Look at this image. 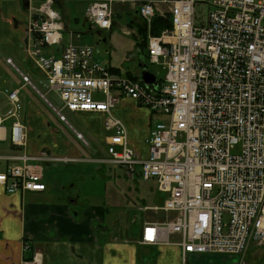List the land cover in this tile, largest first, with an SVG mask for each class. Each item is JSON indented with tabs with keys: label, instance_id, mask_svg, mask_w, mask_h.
<instances>
[{
	"label": "built area",
	"instance_id": "obj_1",
	"mask_svg": "<svg viewBox=\"0 0 264 264\" xmlns=\"http://www.w3.org/2000/svg\"><path fill=\"white\" fill-rule=\"evenodd\" d=\"M71 1L85 4L96 30L112 29L114 0ZM129 2L146 25L150 64L165 72L157 86L113 74L91 45L65 46L56 0H30L32 55L63 104L58 117L66 122L64 111L105 114L107 156L99 163L154 181L164 194L161 204L142 207L167 218L142 224L141 246H177L183 261L191 254L243 257L253 245H264V0ZM155 18L170 19L171 28L152 35ZM122 98L160 118L150 128L146 158L113 115ZM9 104L7 117H18V91L9 94ZM2 122L0 117V128ZM24 140V128L15 122L11 141L23 146ZM50 159L0 157L20 161L0 171V186L8 194L44 191L41 162ZM23 243L33 251L30 241ZM26 264L43 259L35 253Z\"/></svg>",
	"mask_w": 264,
	"mask_h": 264
},
{
	"label": "crops",
	"instance_id": "obj_2",
	"mask_svg": "<svg viewBox=\"0 0 264 264\" xmlns=\"http://www.w3.org/2000/svg\"><path fill=\"white\" fill-rule=\"evenodd\" d=\"M56 3L58 11L63 12L64 45H83L78 43L80 34L70 23L96 30L86 18L85 4L71 0H56ZM117 4L129 7V12L125 13L127 17L137 10L129 0H114L113 10ZM27 10L23 7V0H0V117L3 120L0 157L26 154L51 159L41 162L46 184L44 191L8 194L0 186V264H26L35 253L42 257L43 264H150L142 261L145 256H141L143 247L138 243L141 229L135 230L127 223L129 214L136 208L142 209L133 203L131 196L123 194L121 188L123 178L134 177L127 175L122 167L99 163L107 156L103 123L106 116L103 113L68 111L78 127L67 117L66 122L59 119L58 107L49 99L51 94H58L48 89L47 74L32 55L26 31ZM123 13L119 11L120 15ZM131 33L137 39L139 49L137 53L132 46L126 49V64L132 65L131 60L135 59L137 67L128 66L124 76L141 79L143 69L140 65L146 64L156 76L154 84L150 85L157 86L162 78L152 69L155 65L148 60L147 47L142 45L143 40L137 31ZM100 50L98 47L95 58L105 60L107 57ZM49 51L48 48L46 52ZM111 61L108 65L111 72L123 75L118 67L111 65ZM24 77L28 78L27 82ZM14 91H18L22 109L18 117L9 118V94ZM118 105L113 115L125 124L130 142L140 157L146 158L150 128L160 119L159 116L130 98H122ZM96 120L102 124L90 125ZM15 122L24 128L23 146H16L11 141ZM78 134L83 140H79ZM98 146H102L103 151ZM63 158L73 161H61ZM17 164L20 161L0 160V171ZM27 240L33 251L24 250L23 242ZM150 249L156 250L158 255L153 264H264V245H253L243 257L191 254L185 261L181 248L177 246Z\"/></svg>",
	"mask_w": 264,
	"mask_h": 264
},
{
	"label": "rangeland",
	"instance_id": "obj_3",
	"mask_svg": "<svg viewBox=\"0 0 264 264\" xmlns=\"http://www.w3.org/2000/svg\"><path fill=\"white\" fill-rule=\"evenodd\" d=\"M36 4V3H35ZM57 4V3H56ZM57 8V5L55 6ZM80 6V11H82L83 14V8ZM129 7L125 6V8L119 7L118 4L115 5L114 7V21L116 22L115 25H113L111 30L108 31H100V30H89L88 27H84V25H74L73 23H70L71 27L76 30V33L80 34L79 37V44L83 45H91L94 48L95 51V57H97V52H98V47L101 49L100 53L102 52L103 54L106 55L107 58L105 60H99L100 63L109 68L108 65L110 60H112V66L118 67V69L121 70L122 74L121 76H124L127 74V67H137L136 60L133 59L131 60V64H126L127 61V54H126V49L129 48V46L133 47L134 53H137L139 46L138 41L136 38H134V35H126L124 33V30H129L131 32H136L137 28H134L130 25L131 20H135L136 23H140L139 19L135 16V13L132 14L130 13L129 16L127 17L125 13L128 11ZM58 10V8H57ZM119 11L124 12L122 15L119 14ZM129 12V11H128ZM27 15H28V20L27 21V34H28V27H29V22L31 21L32 14L29 10H27ZM60 14L63 18V12L60 11ZM81 14V15H82ZM132 17V18H131ZM128 18L131 20H128ZM64 19V18H63ZM65 21V20H64ZM83 23V22H82ZM76 36V35H75ZM104 40V41H103ZM109 40V41H106ZM141 40H143L141 38ZM77 41V40H76ZM99 44L100 46H98ZM112 48H111V46ZM143 52H145V48L141 46L140 48ZM110 69V68H109ZM159 76V78H164L165 72L161 67H153L152 68ZM49 99L53 102V104L58 107V110L62 108V102L58 95L56 96L55 94H51L49 96ZM116 107H119L116 106ZM68 121L73 123L75 126H77V122L71 117V113L68 111L63 112ZM117 118V117H116ZM120 120V119H119ZM105 121V119H104ZM103 121V123H104ZM123 123V122H122ZM102 123H99L98 120L94 122H90V125L94 126H100ZM124 124V123H123ZM125 125V124H124ZM78 127V126H77ZM79 140H81L79 138ZM102 146H98V149H101ZM96 152L99 150H95ZM103 151V147L101 149ZM238 151V149H237ZM120 173H123V171L120 170ZM121 188L123 191V194L131 196L133 199V203L139 207L143 206H153L156 204H159L160 202L162 203L164 201V194H161L158 189H157V184L154 181H145L140 177H134V179H126L124 178L121 181ZM128 204V203H127ZM141 204V205H140ZM127 211L129 210V207L127 206ZM128 215V214H127ZM130 221L128 219V225H132L135 230H140V226L142 227V224L146 221H159V220H165L167 218L166 215L161 214V213H155L152 211H144V209H137L129 214ZM141 256L144 257L142 259L143 263L144 262H150V264H153V260L158 256L154 257L151 256L152 251L148 247H143L141 250ZM147 255V256H146Z\"/></svg>",
	"mask_w": 264,
	"mask_h": 264
},
{
	"label": "trees",
	"instance_id": "obj_4",
	"mask_svg": "<svg viewBox=\"0 0 264 264\" xmlns=\"http://www.w3.org/2000/svg\"><path fill=\"white\" fill-rule=\"evenodd\" d=\"M130 25L137 28L138 34L143 39L142 45L144 47H147L148 33H147L146 25L143 22L136 23L135 20H131ZM171 26L172 24L170 19L155 18L152 23L151 34L154 36H158L164 29H169L171 28ZM159 204H161V202ZM156 255H157L156 250H153L151 256L155 257Z\"/></svg>",
	"mask_w": 264,
	"mask_h": 264
},
{
	"label": "water",
	"instance_id": "obj_5",
	"mask_svg": "<svg viewBox=\"0 0 264 264\" xmlns=\"http://www.w3.org/2000/svg\"><path fill=\"white\" fill-rule=\"evenodd\" d=\"M23 7L25 9L30 8V0H23ZM140 67L143 69L142 72V78L141 80L146 83V84H154L155 80H156V76H154L150 71H149V67L148 65L144 64V65H140Z\"/></svg>",
	"mask_w": 264,
	"mask_h": 264
},
{
	"label": "bare ground",
	"instance_id": "obj_6",
	"mask_svg": "<svg viewBox=\"0 0 264 264\" xmlns=\"http://www.w3.org/2000/svg\"><path fill=\"white\" fill-rule=\"evenodd\" d=\"M135 14H136V11H135Z\"/></svg>",
	"mask_w": 264,
	"mask_h": 264
}]
</instances>
